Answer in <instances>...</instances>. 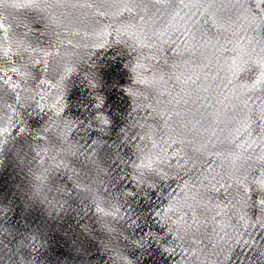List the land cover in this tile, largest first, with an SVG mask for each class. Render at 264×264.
<instances>
[{"label":"water","instance_id":"1","mask_svg":"<svg viewBox=\"0 0 264 264\" xmlns=\"http://www.w3.org/2000/svg\"><path fill=\"white\" fill-rule=\"evenodd\" d=\"M0 264H264V0H0Z\"/></svg>","mask_w":264,"mask_h":264}]
</instances>
